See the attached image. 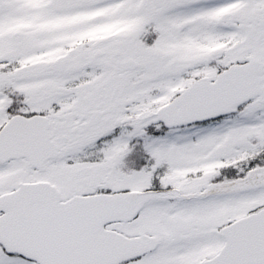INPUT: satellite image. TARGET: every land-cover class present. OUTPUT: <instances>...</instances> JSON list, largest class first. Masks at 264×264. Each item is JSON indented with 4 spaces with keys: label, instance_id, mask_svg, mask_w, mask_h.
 <instances>
[{
    "label": "snow or ice",
    "instance_id": "obj_1",
    "mask_svg": "<svg viewBox=\"0 0 264 264\" xmlns=\"http://www.w3.org/2000/svg\"><path fill=\"white\" fill-rule=\"evenodd\" d=\"M0 264H264V0H0Z\"/></svg>",
    "mask_w": 264,
    "mask_h": 264
}]
</instances>
